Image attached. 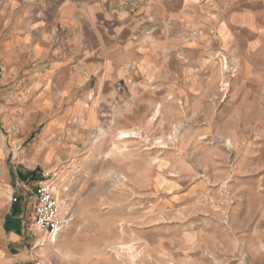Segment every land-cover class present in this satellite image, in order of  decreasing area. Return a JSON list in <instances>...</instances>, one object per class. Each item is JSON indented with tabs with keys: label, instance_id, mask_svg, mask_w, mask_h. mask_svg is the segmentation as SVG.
<instances>
[{
	"label": "rangeland",
	"instance_id": "obj_1",
	"mask_svg": "<svg viewBox=\"0 0 264 264\" xmlns=\"http://www.w3.org/2000/svg\"><path fill=\"white\" fill-rule=\"evenodd\" d=\"M194 27L180 64L163 67L136 38L107 100L77 93L81 111L70 112L54 98L55 112L27 118L18 144L0 120L9 147L41 141L48 154L19 187L20 219L49 243L33 230L31 196L53 175L68 221L49 243L56 264H264V33Z\"/></svg>",
	"mask_w": 264,
	"mask_h": 264
},
{
	"label": "crops",
	"instance_id": "obj_2",
	"mask_svg": "<svg viewBox=\"0 0 264 264\" xmlns=\"http://www.w3.org/2000/svg\"><path fill=\"white\" fill-rule=\"evenodd\" d=\"M263 7L264 0H0L2 128L21 133L18 144L31 131L27 118L55 112L54 98L66 96L70 112L81 111L77 93L107 100V84L133 62L126 47L136 38L151 52L158 49L169 67L170 61L181 63L183 37L196 33L195 25L213 24L218 38L229 37L235 26L263 34ZM40 142L16 151L0 137V264H56L55 257L62 258L39 241L42 236L29 235L20 219L19 187L38 177L33 165L48 161ZM5 165L13 169L4 172Z\"/></svg>",
	"mask_w": 264,
	"mask_h": 264
},
{
	"label": "built area",
	"instance_id": "obj_3",
	"mask_svg": "<svg viewBox=\"0 0 264 264\" xmlns=\"http://www.w3.org/2000/svg\"><path fill=\"white\" fill-rule=\"evenodd\" d=\"M42 175H44L42 173ZM32 198V227L34 231L48 235L54 232L62 221L59 219L60 199L56 179L52 175L39 181Z\"/></svg>",
	"mask_w": 264,
	"mask_h": 264
},
{
	"label": "bare ground",
	"instance_id": "obj_4",
	"mask_svg": "<svg viewBox=\"0 0 264 264\" xmlns=\"http://www.w3.org/2000/svg\"><path fill=\"white\" fill-rule=\"evenodd\" d=\"M61 206H60V213H59V219L61 220ZM62 221V225H60L57 229L54 230L53 233L50 234V238H49V243L50 244H54V242L57 240V236L58 234L61 232L62 228H64L67 224V220L63 219Z\"/></svg>",
	"mask_w": 264,
	"mask_h": 264
}]
</instances>
